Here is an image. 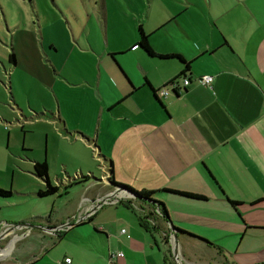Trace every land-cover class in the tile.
I'll return each mask as SVG.
<instances>
[{
    "label": "crops",
    "instance_id": "1",
    "mask_svg": "<svg viewBox=\"0 0 264 264\" xmlns=\"http://www.w3.org/2000/svg\"><path fill=\"white\" fill-rule=\"evenodd\" d=\"M138 1L127 23H109L99 6L101 51L90 40L68 39L69 51L56 60L52 41L47 50L42 42L32 47L41 91L34 90L31 98L38 101L28 104L31 126L43 125L46 140L53 134L76 147L71 158L85 173L97 161L105 172L99 179L88 173L73 186L81 189L68 210L15 225L25 230L0 227V264H64V258L69 264H169V245L185 253V264H264V0ZM138 28L154 56L137 46ZM203 75L212 77L209 87L198 83ZM175 78L190 83L176 96L158 99L155 92ZM41 162L56 188L53 197L58 187L71 188L67 180L49 178L48 155ZM113 181L152 192L177 230L175 242L162 236L171 234L167 220L146 230L138 219L142 231L128 226V234L119 222L125 215L106 205L52 235L98 198L109 197ZM117 205L131 209L137 203L125 196ZM117 223L128 235L118 230L121 257L110 253Z\"/></svg>",
    "mask_w": 264,
    "mask_h": 264
},
{
    "label": "rangeland",
    "instance_id": "2",
    "mask_svg": "<svg viewBox=\"0 0 264 264\" xmlns=\"http://www.w3.org/2000/svg\"><path fill=\"white\" fill-rule=\"evenodd\" d=\"M133 4L138 6L140 2L138 0H0V189L10 191L8 197H0V223L25 224L37 215H53L55 212H63V209L68 210L70 199L81 189L73 186L82 182V178L89 175L88 173L99 179L102 172H105V167H101L102 161H97L89 162L90 170L85 173L83 168L77 167L78 163L71 158L76 147L66 146L53 134H47L46 140L43 125L31 126L28 109L38 101L36 98H31V94L37 89L41 91L37 86L35 73L38 63L32 60L34 58L32 55L37 54L32 47L38 48L39 43L42 42L47 50V42L52 41L58 49L56 60L60 58L61 53L69 51L68 39L73 44L75 40L82 43L90 40L96 49L101 51L104 42L99 25V6L102 5L104 8L109 23L119 21L127 23L129 22L127 15L132 11ZM112 29H115L113 25ZM89 33H92L91 37L88 36ZM108 39H111L109 30ZM10 53L14 55L13 64L8 58ZM46 53L52 57L50 52L46 51ZM10 97L13 98V103ZM49 116L50 114L44 115L46 118ZM68 151L69 154L65 156ZM46 155L53 163L51 170L48 171L49 178L52 181L62 178L67 180L65 184L70 183L72 186L70 189H65L67 191L63 187H58V194L55 197L50 195L40 198L37 197L36 192L40 190L41 183L32 175L31 163L43 161ZM56 163H60L58 168ZM63 165L64 168L61 167ZM113 182L124 186L116 181ZM132 206L131 209H124L113 203L103 208L115 207L118 208V212L125 215L123 218L119 216V222L128 234V226L136 231H142L137 227V220L140 218L145 221L150 219L153 223L152 227L156 228L153 208ZM119 225L114 224L111 228L115 237L109 239L111 254L119 250L124 251L123 248L118 249ZM101 238L98 236L99 249L104 246V239ZM164 238L168 241L169 236L165 235ZM3 245L4 242L1 243V246ZM166 252L168 263L175 264L170 245ZM177 255L181 264H185V253L178 251ZM131 258L137 261L138 256L131 254Z\"/></svg>",
    "mask_w": 264,
    "mask_h": 264
},
{
    "label": "built area",
    "instance_id": "3",
    "mask_svg": "<svg viewBox=\"0 0 264 264\" xmlns=\"http://www.w3.org/2000/svg\"><path fill=\"white\" fill-rule=\"evenodd\" d=\"M198 83L201 86H206L209 87L212 81V77L209 75H203L200 76L197 79ZM189 80L187 78H181L180 81H178L176 78L170 80L169 82H167L164 86H162L159 90H157L155 92V95L157 96L158 99H164L168 96H172L175 95L179 92V89H184L188 84H189ZM125 197L124 195L121 196V198ZM121 198H113L111 196L109 197H103V198H98L95 202H93L90 207L82 212L77 213L75 216L69 218L68 220L65 221L64 225L56 228V229H52L50 232L52 233V235H56L59 234L61 232L66 231L67 229H70L72 226L74 225H78L80 223L85 222L86 220H88L102 205H107V204H113V203H117L119 200H121ZM128 198V197H126ZM131 199V198H129ZM133 200V199H131ZM153 213L159 215V210L157 208H153ZM147 223L149 225H153L152 221L150 219H146ZM0 227L4 228V229H8V230H15V229H23L25 230L26 227H22V226H15V225H7V224H1ZM119 234L123 235L125 238H128V235L126 234L124 229H120L119 230ZM162 236H165L162 233ZM1 238V237H0ZM1 240V239H0ZM169 243H172V236L171 234L169 235ZM172 249H173V260L175 262V264H180L179 261V257L177 255V252L175 250V246L173 248V246L171 245ZM121 257L122 253L118 252L115 254V257ZM69 259L68 258H64L63 259V263L64 264H69Z\"/></svg>",
    "mask_w": 264,
    "mask_h": 264
},
{
    "label": "trees",
    "instance_id": "4",
    "mask_svg": "<svg viewBox=\"0 0 264 264\" xmlns=\"http://www.w3.org/2000/svg\"><path fill=\"white\" fill-rule=\"evenodd\" d=\"M138 36H139V41H138V45L140 46L148 55L150 56H154L153 52L151 51V49L149 48L148 44H147V40H146V36L142 33V31L140 30V28H138ZM170 57H176V56H170ZM9 60L13 61V54L10 53L8 55ZM32 175L35 176L37 179H39L40 181H42L44 183V189L43 190H38L36 192L37 197H47L50 195H53L56 192V188L51 186L48 182V178H47V170H46V164L44 162H33L32 163ZM116 186L125 188L127 190L133 191L135 193H137L139 196L143 197L144 199H151V195L152 192H145V191H139L136 192L130 188H128L127 186H121V185H117ZM174 194H178V195H183L189 198H193V199H199V200H203L204 198L201 196H197V195H193V194H188V193H183V192H176V191H170ZM10 195V191H4L2 189H0V197H8ZM152 200V199H151ZM137 203L138 207H144V206H148L149 208H157L159 210V215L154 214V220L156 221L157 219L166 221L168 220L167 218V213L165 211L164 206L160 203L157 202L155 200H152V203H147L143 200H134ZM231 205H235L234 202L230 203ZM139 224L142 228L146 229V230H154L155 228L152 226H149V224L147 223V221L143 220V218L139 219Z\"/></svg>",
    "mask_w": 264,
    "mask_h": 264
},
{
    "label": "water",
    "instance_id": "5",
    "mask_svg": "<svg viewBox=\"0 0 264 264\" xmlns=\"http://www.w3.org/2000/svg\"><path fill=\"white\" fill-rule=\"evenodd\" d=\"M113 193L116 195V194H122L128 198H131L133 200H143L147 203H152V200L151 199H144L143 197L139 196L137 193L133 192V191H130V190H127L125 188H122V187H119V186H116L115 189L113 190V192L110 194V196L113 195ZM167 224H168V229L169 231L171 232V236H172V241L175 242L176 240V232L177 230L171 225V223L167 220ZM30 226V225H28ZM41 230V229H40Z\"/></svg>",
    "mask_w": 264,
    "mask_h": 264
}]
</instances>
